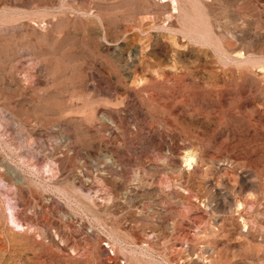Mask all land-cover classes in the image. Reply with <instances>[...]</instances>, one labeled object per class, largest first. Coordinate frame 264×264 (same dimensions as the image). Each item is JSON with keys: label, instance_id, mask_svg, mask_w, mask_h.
Returning a JSON list of instances; mask_svg holds the SVG:
<instances>
[{"label": "rangeland", "instance_id": "1", "mask_svg": "<svg viewBox=\"0 0 264 264\" xmlns=\"http://www.w3.org/2000/svg\"><path fill=\"white\" fill-rule=\"evenodd\" d=\"M0 264H264V0H0Z\"/></svg>", "mask_w": 264, "mask_h": 264}]
</instances>
